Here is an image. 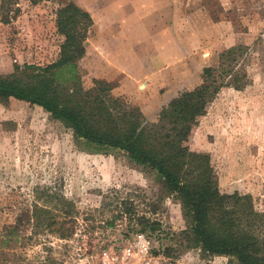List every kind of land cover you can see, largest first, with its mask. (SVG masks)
Returning <instances> with one entry per match:
<instances>
[{
	"label": "rangeland",
	"instance_id": "1",
	"mask_svg": "<svg viewBox=\"0 0 264 264\" xmlns=\"http://www.w3.org/2000/svg\"><path fill=\"white\" fill-rule=\"evenodd\" d=\"M69 4L92 19L77 62L83 89L107 83L122 110L138 108L146 125L199 86L223 52L244 48L231 64L232 85L212 100L187 145L208 155L222 193L249 194L264 212V0H0V76L57 61L56 13ZM37 192L73 202L74 217H56L72 226L69 238L32 235ZM19 220L0 264H98L103 252L126 264L122 253L138 233L151 238L152 264H236L188 247L181 203L154 172L9 99L0 101V233Z\"/></svg>",
	"mask_w": 264,
	"mask_h": 264
},
{
	"label": "trees",
	"instance_id": "2",
	"mask_svg": "<svg viewBox=\"0 0 264 264\" xmlns=\"http://www.w3.org/2000/svg\"><path fill=\"white\" fill-rule=\"evenodd\" d=\"M91 26L90 15L76 5L59 9L56 27L63 38L59 58L45 67L27 65L0 76V101L14 99L39 107L67 125L76 139L96 149L120 150L135 165L154 172L162 188L181 203L187 225L182 234L189 248L207 256L233 258L236 264H264V212L256 210L249 194L222 193L208 155L192 152L187 145L209 104L221 89L232 85L231 64L244 48L223 52L217 67L203 70L199 86L170 101L156 122L146 125L138 108L122 110L120 99L108 94L107 83L96 80L94 87L83 89L77 62L84 55ZM35 199L30 211L32 235L69 238L72 226L65 228L56 217L64 221L74 217L73 202L48 192H37ZM20 223L0 233V248L18 239ZM20 237L27 241V235Z\"/></svg>",
	"mask_w": 264,
	"mask_h": 264
},
{
	"label": "built area",
	"instance_id": "3",
	"mask_svg": "<svg viewBox=\"0 0 264 264\" xmlns=\"http://www.w3.org/2000/svg\"><path fill=\"white\" fill-rule=\"evenodd\" d=\"M151 249V238L144 233H138L132 239L131 245L122 253L121 259L125 260L126 264L130 261H133V264H152ZM116 258L109 252H103L99 256L98 264H115Z\"/></svg>",
	"mask_w": 264,
	"mask_h": 264
}]
</instances>
